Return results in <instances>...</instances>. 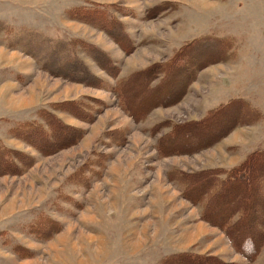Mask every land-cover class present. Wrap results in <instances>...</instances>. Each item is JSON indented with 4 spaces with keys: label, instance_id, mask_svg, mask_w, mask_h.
<instances>
[{
    "label": "rangeland",
    "instance_id": "374dc122",
    "mask_svg": "<svg viewBox=\"0 0 264 264\" xmlns=\"http://www.w3.org/2000/svg\"><path fill=\"white\" fill-rule=\"evenodd\" d=\"M263 186L264 0H0V264H264Z\"/></svg>",
    "mask_w": 264,
    "mask_h": 264
},
{
    "label": "trees",
    "instance_id": "16d2710c",
    "mask_svg": "<svg viewBox=\"0 0 264 264\" xmlns=\"http://www.w3.org/2000/svg\"><path fill=\"white\" fill-rule=\"evenodd\" d=\"M228 174V177L225 178H221L216 172L208 174L207 191L203 192L204 194L202 193L201 196L199 195L198 197H194L196 199H189L191 201L196 202L198 200V202H201L203 197H207V195L209 196L210 193L213 195L218 194L222 197L225 196V194L228 195L230 191L232 192L237 186L241 185L239 178H235V173L231 172ZM249 185L245 187L247 189H250L251 186ZM216 187H219V191L222 190V192H215ZM262 188L264 189V186ZM207 192L208 194H206ZM253 194L254 193H252V195ZM253 196L256 197H254L255 202L251 201L252 203L263 202V198H260V195L254 194ZM239 198L240 199H238L237 201H231L232 203L226 205L228 207L232 204V206H229L230 208L232 207V210L227 216H225L223 220L221 217H218V219L216 220H210L214 222L217 227H219L226 234L227 238L229 239L237 253L245 257V259L252 263L258 256L262 245L263 239L261 230L263 231L264 221L263 223H260L259 228H257L258 224L253 225L255 220L257 222L258 218L253 214L251 209H249L251 207V204L245 202V199L242 198V196H239ZM252 199L253 198H251V200ZM208 201H210V199ZM261 216L262 214H260V217ZM217 264L224 263L219 262Z\"/></svg>",
    "mask_w": 264,
    "mask_h": 264
}]
</instances>
